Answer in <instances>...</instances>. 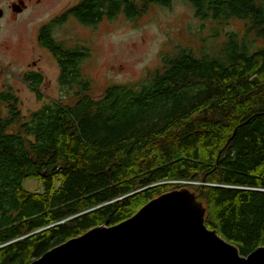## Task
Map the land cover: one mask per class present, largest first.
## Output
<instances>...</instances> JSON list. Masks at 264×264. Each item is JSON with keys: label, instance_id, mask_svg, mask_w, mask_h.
<instances>
[{"label": "trees", "instance_id": "1", "mask_svg": "<svg viewBox=\"0 0 264 264\" xmlns=\"http://www.w3.org/2000/svg\"><path fill=\"white\" fill-rule=\"evenodd\" d=\"M172 1L78 0L39 27L59 83L73 91L70 103L28 115L14 92L0 91V264H29L184 187L204 206L206 226L242 255L264 246V0H185L201 19L243 20L262 47L230 32L217 55L179 48L141 83L112 84L98 97L79 69L88 48L54 37L70 16L94 25ZM24 79L40 98L43 74ZM28 178L41 188L26 189Z\"/></svg>", "mask_w": 264, "mask_h": 264}, {"label": "rangeland", "instance_id": "2", "mask_svg": "<svg viewBox=\"0 0 264 264\" xmlns=\"http://www.w3.org/2000/svg\"><path fill=\"white\" fill-rule=\"evenodd\" d=\"M0 0V91L17 95L24 115L44 103H70V86L59 83V66L51 52L37 41L39 27L78 0ZM234 32L243 41L246 25L241 19L227 21L201 19L185 0L171 5L152 4L142 15L129 19L120 13L102 18L94 25H85L70 16L54 27V37L67 47L85 46L88 55L79 64L83 78L90 82V93L98 97L112 84H138L149 71L162 63L164 54L173 55L179 48H189L197 56L217 55ZM246 45L254 50L260 41L253 34L246 36ZM38 71L44 80L38 87V98L28 86L24 75ZM28 190H39L37 179H25Z\"/></svg>", "mask_w": 264, "mask_h": 264}, {"label": "water", "instance_id": "3", "mask_svg": "<svg viewBox=\"0 0 264 264\" xmlns=\"http://www.w3.org/2000/svg\"><path fill=\"white\" fill-rule=\"evenodd\" d=\"M204 215L188 188L170 190L131 217L91 228L29 264H264V246L242 255L206 226Z\"/></svg>", "mask_w": 264, "mask_h": 264}, {"label": "flooded vegetation", "instance_id": "4", "mask_svg": "<svg viewBox=\"0 0 264 264\" xmlns=\"http://www.w3.org/2000/svg\"><path fill=\"white\" fill-rule=\"evenodd\" d=\"M20 2H21V6L19 5H16L17 7L16 8H18L19 10H21L22 9V7L23 6H25L26 4H25V2L23 1V0H19ZM44 48V47H43Z\"/></svg>", "mask_w": 264, "mask_h": 264}]
</instances>
